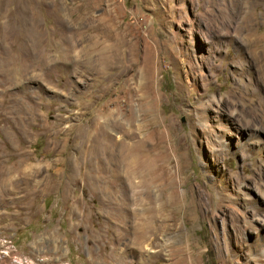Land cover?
<instances>
[{
    "label": "rangeland",
    "instance_id": "374dc122",
    "mask_svg": "<svg viewBox=\"0 0 264 264\" xmlns=\"http://www.w3.org/2000/svg\"><path fill=\"white\" fill-rule=\"evenodd\" d=\"M0 264H264V0H0Z\"/></svg>",
    "mask_w": 264,
    "mask_h": 264
},
{
    "label": "bare ground",
    "instance_id": "6f19581e",
    "mask_svg": "<svg viewBox=\"0 0 264 264\" xmlns=\"http://www.w3.org/2000/svg\"><path fill=\"white\" fill-rule=\"evenodd\" d=\"M118 122L119 121L116 119L115 112L112 111V112H110L108 121H106L105 123L103 122L104 124L100 123V125H96L97 123L95 124L94 121H92L91 125H89V127L87 128L89 130V132L87 130V143H88L87 144L88 145L87 146L88 147L87 157H88V161L92 165H96V164L100 165V167L103 169V167H104V159L102 157V154L100 153L101 152L100 151L101 141H100L99 138H100V136L104 135V133H105L104 132L105 124L108 125V127L113 128V127L118 126ZM94 125H96V128H94L95 131L93 129H91ZM149 166L144 165L143 168H141L143 170V173L145 172V170H148V174L151 172L152 168H150ZM155 168H156V166H155ZM152 172H153V170H152ZM23 188L25 189V187H23Z\"/></svg>",
    "mask_w": 264,
    "mask_h": 264
}]
</instances>
